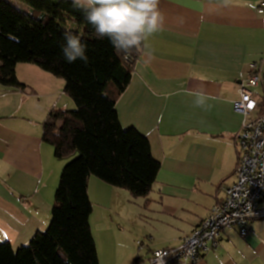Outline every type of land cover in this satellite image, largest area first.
Returning a JSON list of instances; mask_svg holds the SVG:
<instances>
[{
  "label": "crops",
  "instance_id": "crops-1",
  "mask_svg": "<svg viewBox=\"0 0 264 264\" xmlns=\"http://www.w3.org/2000/svg\"><path fill=\"white\" fill-rule=\"evenodd\" d=\"M8 1L31 11L18 0ZM261 1L160 0L165 23L148 41L153 56L140 52L116 110L123 129L135 128L149 140L161 169L151 193L139 199L89 178V198L100 205L97 235L94 209L90 217L99 264L103 258L106 264H121L136 250L134 260L147 264L154 251L180 246L234 184L236 135L244 117L233 103L252 63H259L264 74ZM16 76L26 89L0 85V243L15 249L48 229L65 166L43 142V124L51 111L75 107L64 93V80L36 65L18 64ZM192 92L205 93L206 106L197 107ZM251 92L263 111L264 87ZM122 201L138 218L149 213L155 222L160 237H150L151 247L141 242L136 248L140 236L127 228L131 222ZM189 264H264V219L253 223L246 239L235 229L223 230L217 248Z\"/></svg>",
  "mask_w": 264,
  "mask_h": 264
},
{
  "label": "trees",
  "instance_id": "trees-1",
  "mask_svg": "<svg viewBox=\"0 0 264 264\" xmlns=\"http://www.w3.org/2000/svg\"><path fill=\"white\" fill-rule=\"evenodd\" d=\"M18 1L31 11L0 0V85L26 89L16 76L17 65L23 63L64 80V93L76 108L51 111L42 139L54 148L57 159L79 155L62 170L48 229L17 249L9 242L0 243V264H99L90 226L89 178L139 199L151 193L161 169L149 140L135 128L123 129L116 110L140 52L133 50L127 58L117 54L108 37H96L72 0ZM65 30L81 36L87 63L65 60ZM142 263L141 258L133 262Z\"/></svg>",
  "mask_w": 264,
  "mask_h": 264
},
{
  "label": "built area",
  "instance_id": "built-area-1",
  "mask_svg": "<svg viewBox=\"0 0 264 264\" xmlns=\"http://www.w3.org/2000/svg\"><path fill=\"white\" fill-rule=\"evenodd\" d=\"M257 13L264 16V0ZM256 87H264V74L259 63H252L250 76L239 86V98L233 103L234 111L244 117L236 135L239 157L234 184L180 246L154 251L147 264L194 263L201 253L217 248L223 230L235 229L246 239L253 233V223L264 219V110H259L251 92Z\"/></svg>",
  "mask_w": 264,
  "mask_h": 264
},
{
  "label": "clouds",
  "instance_id": "clouds-1",
  "mask_svg": "<svg viewBox=\"0 0 264 264\" xmlns=\"http://www.w3.org/2000/svg\"><path fill=\"white\" fill-rule=\"evenodd\" d=\"M73 7L84 12L85 19L94 28L97 38L108 37L117 54L125 58L135 50L151 58L153 50L148 41L163 29L165 15L160 0H72ZM65 60L80 59L87 63L85 43L80 35L65 30ZM197 107L206 106L209 99L203 92H192Z\"/></svg>",
  "mask_w": 264,
  "mask_h": 264
},
{
  "label": "rangeland",
  "instance_id": "rangeland-1",
  "mask_svg": "<svg viewBox=\"0 0 264 264\" xmlns=\"http://www.w3.org/2000/svg\"><path fill=\"white\" fill-rule=\"evenodd\" d=\"M68 27L70 29H73L75 27V25L73 26L72 24H68ZM76 29V27H75ZM76 108V106L74 107V109ZM73 109V110H74ZM79 155V153H75L73 155H70L66 158L63 159H58L61 162H65V164L71 162L72 160H74L75 158H77ZM92 190V189H91ZM118 200V199H117ZM140 201H142V199H140ZM126 201H122V210L124 211V213L127 215V217H129L130 220V225L127 226V228L130 229V232H133L134 234H139L140 238L138 239L139 243H136V248L138 249L140 247L141 242H143V248L146 247H151L152 243H155L154 241H152V239H150V237L152 236L154 238L155 241H157L159 239L160 234H158V230H157V226L155 224V222L153 223V220L151 221V216L149 215V213L143 216V218H138L137 215L135 214L132 206L126 204ZM93 209H94V213H93V218L91 219L92 222V226H93V230L95 232V234L97 235V230H98V226H99V219H98V213L100 211V205L97 203V201L94 203L93 205ZM133 219V220H132ZM101 242L99 241V251L101 252ZM155 246V245H153ZM135 252H139L138 250H136ZM142 253L140 254V256H146V251H141ZM137 253L128 257H124L121 261V264H133L134 258L136 257ZM102 256V255H101ZM101 264H106L105 263V259L103 258L101 260Z\"/></svg>",
  "mask_w": 264,
  "mask_h": 264
}]
</instances>
